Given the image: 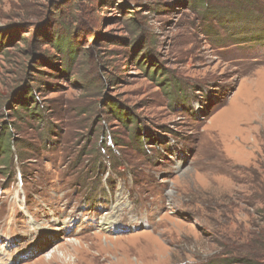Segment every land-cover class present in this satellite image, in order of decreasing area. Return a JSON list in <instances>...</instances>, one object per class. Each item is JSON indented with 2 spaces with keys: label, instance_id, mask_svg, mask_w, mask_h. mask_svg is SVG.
Masks as SVG:
<instances>
[{
  "label": "rangeland",
  "instance_id": "obj_1",
  "mask_svg": "<svg viewBox=\"0 0 264 264\" xmlns=\"http://www.w3.org/2000/svg\"><path fill=\"white\" fill-rule=\"evenodd\" d=\"M200 1L0 0V264H264V0Z\"/></svg>",
  "mask_w": 264,
  "mask_h": 264
},
{
  "label": "trees",
  "instance_id": "obj_2",
  "mask_svg": "<svg viewBox=\"0 0 264 264\" xmlns=\"http://www.w3.org/2000/svg\"><path fill=\"white\" fill-rule=\"evenodd\" d=\"M203 3H206V1H204V0H201L200 1V4H203ZM207 4V3H206ZM127 20H132L133 21V23H131V25H132V27H136V25H138L137 27H140V23L139 22H137V20H135V19H133L131 16L130 17H127ZM255 21H257V22H261L262 24H264V16H256V18H255V20L252 22V23H254ZM248 23H251V21H249ZM69 33H70V31H68ZM65 34L64 36H61V35H58V37H57V39H56V42H57V44H56V48L59 50V51H61L62 52V54H65L66 55V57L70 60V61H74L75 60V58L77 57V51H76V49H75V47H77V41H76V36H71L70 34ZM264 34H259V35H257L259 38L258 39H260V40H263L264 39V36H263ZM92 42H93V38H92ZM91 55V53L90 52H88V55ZM150 69V68H149ZM149 69H147V73H149ZM152 74H157L158 76L160 75V77H163V75H164V73H160L159 72V68L157 69V72L155 73V71L152 73ZM171 82V83H173V85L172 86H174V82H173V80H171V78H169V77H166V78H163V80H162V83H163V85L164 86H169V84H168V82ZM177 87H179V85L178 84H175ZM27 94H29V92L27 93ZM31 94V93H30ZM31 99H32V102H34L35 103V110H37L38 109V102H37V100H34V96L32 95L31 96ZM111 105H114V102H112L111 103ZM117 110H120V108H117ZM121 112V111H120ZM32 115L33 116H36L37 114L36 113H32ZM118 115H119V117H121V116H123L124 117V121H125V123L127 122V120H129V119H131L132 120V118H131V116H132V114H130V113H128V112H126V113H124V114H122V113H118ZM131 123H132V121H131ZM6 140V139H5ZM5 140L3 139V141L0 143V149H2V147L4 146V142H5ZM6 151L7 152H11V149L10 148H7L6 149Z\"/></svg>",
  "mask_w": 264,
  "mask_h": 264
},
{
  "label": "bare ground",
  "instance_id": "obj_3",
  "mask_svg": "<svg viewBox=\"0 0 264 264\" xmlns=\"http://www.w3.org/2000/svg\"><path fill=\"white\" fill-rule=\"evenodd\" d=\"M117 220H118V210L110 211L109 213H107V215L105 214V215H103L101 217V224L100 225L105 230L106 229H110ZM67 254H68V252H65V250L63 249V251H61V255H60L61 258H58L57 261L65 262ZM75 255H76V253L73 255V258L76 260V256ZM57 256H58L57 254L53 253L52 256H51V259L46 261V264H51V263L55 262L54 258H56ZM2 260L3 259L0 258V263H1ZM67 264H71L70 261Z\"/></svg>",
  "mask_w": 264,
  "mask_h": 264
}]
</instances>
